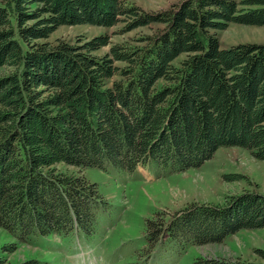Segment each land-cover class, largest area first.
Instances as JSON below:
<instances>
[{
  "label": "trees",
  "instance_id": "obj_1",
  "mask_svg": "<svg viewBox=\"0 0 264 264\" xmlns=\"http://www.w3.org/2000/svg\"><path fill=\"white\" fill-rule=\"evenodd\" d=\"M120 21L123 31L163 27L142 46L111 43L106 33L38 42L61 25ZM232 22L264 25V0H181L156 12L126 0H0V68L9 69L0 74V229L22 242L94 230L105 203L96 184L59 163L133 171L153 161L183 171L233 146L264 160V43L221 47L215 31ZM261 227L264 195L244 192L147 219L146 236L151 246L163 237L205 245ZM256 252L259 261L198 256L191 264H264V250Z\"/></svg>",
  "mask_w": 264,
  "mask_h": 264
},
{
  "label": "rangeland",
  "instance_id": "obj_2",
  "mask_svg": "<svg viewBox=\"0 0 264 264\" xmlns=\"http://www.w3.org/2000/svg\"><path fill=\"white\" fill-rule=\"evenodd\" d=\"M126 1L147 12H156L171 8L181 0ZM245 6L239 4V7ZM124 26V21L111 27L61 25L38 42L81 44L94 35L106 33L111 43L142 46L147 36L163 27L161 23H151L123 31ZM215 33L221 47L245 42L264 43V25L232 22ZM109 47L110 44L94 54L101 56ZM184 56L180 55L173 64L179 65ZM115 64L123 66L124 62L116 61ZM8 70L0 68V74ZM56 166L69 173H84L96 184L105 203L96 209L94 230L91 233L72 231L62 236L35 234L22 242L13 240L9 233L0 229V264H17L28 258H35L37 264H191L198 256L260 260L256 250H264V227L240 229L222 242L205 245L163 237L151 246L146 236V220L155 216L165 221L190 204L224 205L244 192L264 195V160L256 159L247 149L221 147L200 166L183 171H174L153 161L133 171L109 166L106 170L87 167L79 172L78 168L63 163ZM229 175L234 177L227 178ZM8 245L14 249L10 250Z\"/></svg>",
  "mask_w": 264,
  "mask_h": 264
}]
</instances>
